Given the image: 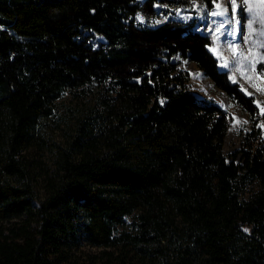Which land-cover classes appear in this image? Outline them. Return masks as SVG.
<instances>
[{
    "label": "trees",
    "instance_id": "obj_1",
    "mask_svg": "<svg viewBox=\"0 0 264 264\" xmlns=\"http://www.w3.org/2000/svg\"><path fill=\"white\" fill-rule=\"evenodd\" d=\"M159 2L0 0V264H264L258 108L208 36L136 23ZM179 55L249 115L230 158L231 117L191 92ZM65 94L76 121L58 141Z\"/></svg>",
    "mask_w": 264,
    "mask_h": 264
},
{
    "label": "rangeland",
    "instance_id": "obj_2",
    "mask_svg": "<svg viewBox=\"0 0 264 264\" xmlns=\"http://www.w3.org/2000/svg\"><path fill=\"white\" fill-rule=\"evenodd\" d=\"M144 1L136 0L140 5ZM169 1L170 4L157 3L156 15L149 21L145 14L139 11L135 16L136 23L139 26L155 27L168 20H177L192 25L195 30L208 36L211 41L209 50L218 60L219 68L226 71L231 81L254 99L259 111V126L264 134V18H262L264 7L261 6V0H234L235 7L233 0H211V3L207 0ZM249 8L252 10L249 11ZM242 10L244 16L241 14ZM214 12H224V15H212ZM249 24H252V30L248 28ZM90 42L94 47H98L106 40L102 35L94 33ZM174 60L178 62V69L186 73L190 90L194 95L198 98L211 99L230 115L231 124L224 144V152L230 158V154L242 146L243 135L250 128L248 113L216 87L212 79L193 61L180 55ZM76 104L69 94H65L57 102L56 114L51 122L52 135L56 140L63 141L68 135L69 126H73L76 121L70 111V107ZM57 116L63 118L58 124ZM30 155L41 157L34 150H31ZM41 158L47 164L50 163V154L42 155ZM41 185L42 182L39 181L40 193L43 192ZM131 222L132 219L128 218V223ZM83 248L91 253L96 251L89 246Z\"/></svg>",
    "mask_w": 264,
    "mask_h": 264
},
{
    "label": "snow or ice",
    "instance_id": "obj_3",
    "mask_svg": "<svg viewBox=\"0 0 264 264\" xmlns=\"http://www.w3.org/2000/svg\"><path fill=\"white\" fill-rule=\"evenodd\" d=\"M233 6L235 7V4H234V0H233ZM261 6L262 7H264V0H261ZM217 7H219V5H217ZM252 9L251 8H249V11H251ZM212 15H224V12H214V13H212ZM262 18H264V14H262ZM248 28L250 29V30H252V24H249L248 25ZM161 103H163V101H161Z\"/></svg>",
    "mask_w": 264,
    "mask_h": 264
},
{
    "label": "bare ground",
    "instance_id": "obj_4",
    "mask_svg": "<svg viewBox=\"0 0 264 264\" xmlns=\"http://www.w3.org/2000/svg\"><path fill=\"white\" fill-rule=\"evenodd\" d=\"M237 5V4H236ZM237 28H238V21H237V19H236V30H237Z\"/></svg>",
    "mask_w": 264,
    "mask_h": 264
}]
</instances>
